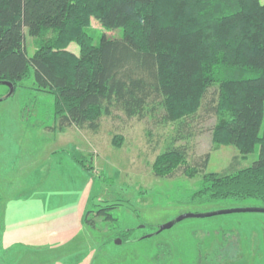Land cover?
I'll return each instance as SVG.
<instances>
[{
  "label": "rangeland",
  "instance_id": "374dc122",
  "mask_svg": "<svg viewBox=\"0 0 264 264\" xmlns=\"http://www.w3.org/2000/svg\"><path fill=\"white\" fill-rule=\"evenodd\" d=\"M88 32L95 44L104 33L124 34L96 18ZM54 35V28L27 33L28 55ZM68 49L80 52L75 41ZM33 86L25 80L0 101V264H264L263 212L190 217L159 231L185 213L264 208L262 201L198 193L208 173L252 165L259 144L243 154L214 141L217 115L202 109L193 135L176 145L188 148L191 167L207 157L206 168L187 173L182 166L172 177L158 175L154 163L172 145L175 123L115 111L101 118L98 131L61 128L54 95ZM8 89L0 83V97ZM95 198L126 201L135 209L116 206L115 220H106L95 213Z\"/></svg>",
  "mask_w": 264,
  "mask_h": 264
},
{
  "label": "trees",
  "instance_id": "16d2710c",
  "mask_svg": "<svg viewBox=\"0 0 264 264\" xmlns=\"http://www.w3.org/2000/svg\"><path fill=\"white\" fill-rule=\"evenodd\" d=\"M93 18L122 28L123 37L104 33L95 44ZM51 28L55 35L29 56L27 33ZM74 41L79 53L68 49ZM29 79L54 95L61 128L98 131L101 118L115 111L175 123L172 145L154 163L163 176L182 166L187 173L206 168L207 157L191 167L188 148L176 142L189 139L199 112L210 110L217 115L214 141L243 154L259 144L260 153L252 165L208 173L198 193L264 202L261 0H0V83L12 82L16 91ZM114 208L96 206L95 213L115 220Z\"/></svg>",
  "mask_w": 264,
  "mask_h": 264
},
{
  "label": "water",
  "instance_id": "95a60500",
  "mask_svg": "<svg viewBox=\"0 0 264 264\" xmlns=\"http://www.w3.org/2000/svg\"><path fill=\"white\" fill-rule=\"evenodd\" d=\"M3 84L7 85L10 88V91L7 95V98L13 95L15 91V86L12 82L4 81ZM94 205L100 208H106V207H113V206H125L127 208H130L134 210V206H132L129 202L126 201H120V200H115V201H102L99 198L94 199ZM233 212H263L264 213V208L263 207H237V208H229V209H223V210H218L214 212H208V213H185L177 217L175 220L170 221L164 225H162L159 228V231H162L164 229L172 227L175 223L186 219L190 217H208V216H213L217 214H225V213H233ZM117 242H122L121 238Z\"/></svg>",
  "mask_w": 264,
  "mask_h": 264
},
{
  "label": "flooded vegetation",
  "instance_id": "af4514ba",
  "mask_svg": "<svg viewBox=\"0 0 264 264\" xmlns=\"http://www.w3.org/2000/svg\"><path fill=\"white\" fill-rule=\"evenodd\" d=\"M9 91H10V88L8 89V93H9ZM8 95V94H7ZM7 95L6 96H3V97H0V101H2V100H4V99H7ZM0 196H1V192H0ZM113 207H116V206H113ZM106 208H110V207H106ZM0 230H1V223H0ZM226 257H228V259H231L232 257H230V254H228V256H226ZM233 260V259H232ZM214 261V263L213 264H220V263H222V261L220 260V259H218V260H213Z\"/></svg>",
  "mask_w": 264,
  "mask_h": 264
}]
</instances>
